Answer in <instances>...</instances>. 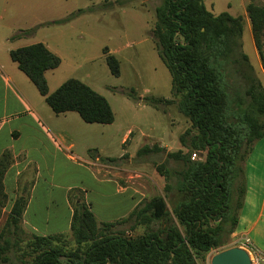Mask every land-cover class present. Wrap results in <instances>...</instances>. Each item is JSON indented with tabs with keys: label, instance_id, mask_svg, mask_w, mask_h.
<instances>
[{
	"label": "trees",
	"instance_id": "16d2710c",
	"mask_svg": "<svg viewBox=\"0 0 264 264\" xmlns=\"http://www.w3.org/2000/svg\"><path fill=\"white\" fill-rule=\"evenodd\" d=\"M246 12L264 69V3L251 2ZM155 15L153 40L171 75L174 100L146 101L176 104L191 128L179 139L187 152L145 146L138 155L166 152L167 161L181 170L158 165L165 196L141 203L123 220L101 224L87 204H79L71 223L76 249L66 252L54 245L64 235L34 236L21 246V264H195L214 250L224 251L237 230L246 194L245 162L264 139V87L243 52L244 19L214 15L204 0H162ZM105 54L111 73L119 76V60L107 49ZM10 57L56 115L75 112L87 124L114 123L109 102L80 80L70 79L50 93L45 75L61 60L43 43L12 50ZM228 69L238 85L229 81ZM194 154L203 159L192 160ZM24 203L18 201L10 215L16 233ZM127 225L128 232L141 227L144 233H111ZM17 246L10 239L0 245V264H11L6 254Z\"/></svg>",
	"mask_w": 264,
	"mask_h": 264
},
{
	"label": "rangeland",
	"instance_id": "374dc122",
	"mask_svg": "<svg viewBox=\"0 0 264 264\" xmlns=\"http://www.w3.org/2000/svg\"><path fill=\"white\" fill-rule=\"evenodd\" d=\"M251 2L263 4L264 0H204L214 15L227 12L244 19L243 52L264 87L263 63L246 12ZM161 3L162 0H0V62L7 73L25 76L10 57L12 50L43 43L61 60L59 68L45 75L51 93L66 81L77 79L109 102L115 115L113 124L89 125L78 115L80 123L64 124L74 137L75 154L85 155L88 148L96 156L97 151L101 153L102 177H113L116 173L122 184L132 181L130 185L137 191L138 206L156 196H165V179L159 175L157 166L166 164L170 170H181L175 161H167L166 152H187L179 139L191 128V123L178 111L176 104L156 106L146 101L174 100L171 75L153 40L155 10ZM21 33L24 35L19 36ZM106 49L120 62L119 76L113 75L107 65ZM228 78L234 86L240 82L233 77L231 69H228ZM245 88L242 85L240 91L244 92ZM34 90L40 94L35 87ZM195 134L193 131L192 135ZM145 146H157L166 152L139 156L138 151ZM198 159L203 157L195 158ZM109 162H114L117 170L113 165L104 164ZM108 189L113 191L112 186ZM118 199L122 197L118 196ZM91 202L98 214L101 202L106 201H101L93 192ZM129 227L115 228L111 233L122 230L127 231L128 236L137 237L145 230L139 227L128 232ZM89 244L83 245L84 250ZM54 245L66 252L76 249L70 236L62 237ZM235 245L230 238L222 249ZM214 251L213 255L221 249ZM203 262L195 260V264Z\"/></svg>",
	"mask_w": 264,
	"mask_h": 264
},
{
	"label": "crops",
	"instance_id": "0c3cea01",
	"mask_svg": "<svg viewBox=\"0 0 264 264\" xmlns=\"http://www.w3.org/2000/svg\"><path fill=\"white\" fill-rule=\"evenodd\" d=\"M19 75L8 74L0 62V245L7 239L18 244L6 254L11 264H21V246L34 236L72 237L73 214L81 203L89 206L101 224L127 218L139 204L131 180L122 184L116 173L113 177L101 176L99 151L97 156L91 148L85 155L74 153V137L64 123H80L79 115H56L45 98L35 92L29 78ZM113 163L104 164L117 170ZM263 171L264 139L256 144L245 164L244 206L231 239L236 243L233 247L242 248L243 238H249L254 253L264 259ZM93 192L106 201L101 202L98 214L91 202ZM20 200L25 203L16 233L10 215ZM123 208L124 212L117 213ZM5 230L7 234L3 235ZM207 260L203 264H208Z\"/></svg>",
	"mask_w": 264,
	"mask_h": 264
},
{
	"label": "water",
	"instance_id": "95a60500",
	"mask_svg": "<svg viewBox=\"0 0 264 264\" xmlns=\"http://www.w3.org/2000/svg\"><path fill=\"white\" fill-rule=\"evenodd\" d=\"M210 264H252V261L246 250L234 247L216 253Z\"/></svg>",
	"mask_w": 264,
	"mask_h": 264
},
{
	"label": "built area",
	"instance_id": "2783aa9c",
	"mask_svg": "<svg viewBox=\"0 0 264 264\" xmlns=\"http://www.w3.org/2000/svg\"><path fill=\"white\" fill-rule=\"evenodd\" d=\"M197 157L196 154H194V158L193 160H195V158ZM242 248L244 250H246L251 258L252 264H264V259L263 258H259L255 253L254 250L252 249V244H251V240L249 238H243L242 240ZM215 251H212L210 254V258L209 260H207L208 264H210V260L212 258V256H214Z\"/></svg>",
	"mask_w": 264,
	"mask_h": 264
}]
</instances>
